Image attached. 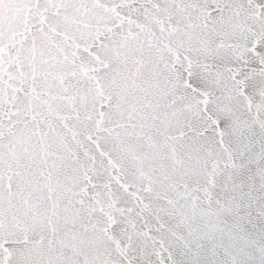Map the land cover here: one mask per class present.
Listing matches in <instances>:
<instances>
[{"label":"snow or ice","instance_id":"snow-or-ice-1","mask_svg":"<svg viewBox=\"0 0 264 264\" xmlns=\"http://www.w3.org/2000/svg\"><path fill=\"white\" fill-rule=\"evenodd\" d=\"M0 264H264V0H0Z\"/></svg>","mask_w":264,"mask_h":264}]
</instances>
